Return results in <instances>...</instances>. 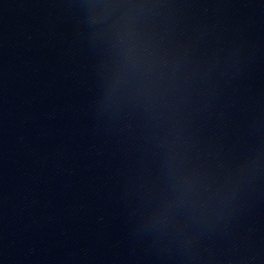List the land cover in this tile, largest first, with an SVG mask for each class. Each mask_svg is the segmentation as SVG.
Listing matches in <instances>:
<instances>
[{
	"label": "water",
	"instance_id": "95a60500",
	"mask_svg": "<svg viewBox=\"0 0 264 264\" xmlns=\"http://www.w3.org/2000/svg\"><path fill=\"white\" fill-rule=\"evenodd\" d=\"M0 264H264V0H0Z\"/></svg>",
	"mask_w": 264,
	"mask_h": 264
}]
</instances>
